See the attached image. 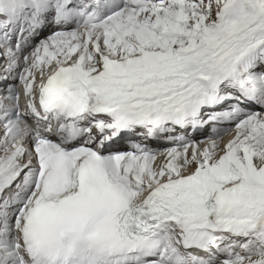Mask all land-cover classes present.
<instances>
[{
  "label": "snow or ice",
  "instance_id": "obj_1",
  "mask_svg": "<svg viewBox=\"0 0 264 264\" xmlns=\"http://www.w3.org/2000/svg\"><path fill=\"white\" fill-rule=\"evenodd\" d=\"M0 264H264V0H0Z\"/></svg>",
  "mask_w": 264,
  "mask_h": 264
}]
</instances>
